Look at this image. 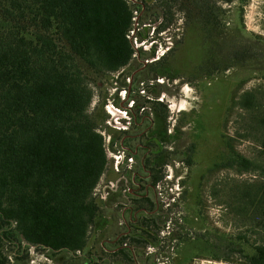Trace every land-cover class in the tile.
Wrapping results in <instances>:
<instances>
[{"label": "rangeland", "instance_id": "1", "mask_svg": "<svg viewBox=\"0 0 264 264\" xmlns=\"http://www.w3.org/2000/svg\"><path fill=\"white\" fill-rule=\"evenodd\" d=\"M139 8L129 64L96 73L79 60L93 92L88 112L109 157L95 194L100 215L85 250L16 252L7 244L0 264H79L90 252L106 256L101 244L110 247L108 239L129 227L127 237H148L134 247L140 264H249L244 255L264 244V226L249 204L264 180V0H150ZM246 92L253 93L251 108L241 105ZM137 147L135 160L146 158L161 175L144 200L111 185H130L127 148ZM237 155L252 168L242 169ZM119 198L139 209L137 219L128 210L122 216V204L111 207ZM111 262L125 264L121 255Z\"/></svg>", "mask_w": 264, "mask_h": 264}, {"label": "trees", "instance_id": "2", "mask_svg": "<svg viewBox=\"0 0 264 264\" xmlns=\"http://www.w3.org/2000/svg\"><path fill=\"white\" fill-rule=\"evenodd\" d=\"M138 6L130 0H0V250L7 244L16 252L85 250L100 215L95 194L109 157L88 112L93 92L79 60L96 73L129 64ZM209 10L204 20H212ZM241 105L253 107V93H244ZM235 160L242 169L253 166L242 155ZM249 204L264 226V180ZM128 238L115 253L101 244L106 256L90 252L79 264H110L120 255L125 264H140L133 250L148 237L122 242ZM244 256L264 264V244Z\"/></svg>", "mask_w": 264, "mask_h": 264}, {"label": "flooded vegetation", "instance_id": "3", "mask_svg": "<svg viewBox=\"0 0 264 264\" xmlns=\"http://www.w3.org/2000/svg\"><path fill=\"white\" fill-rule=\"evenodd\" d=\"M149 1L150 0H144V1L143 0H141V1L137 0L136 2H137V4H139L138 8L140 7L139 9L142 11L144 9V7H145V3L149 2ZM133 3H135V2H133ZM124 99H126V98H124ZM128 106L132 107L133 105L132 104L131 105L128 104ZM139 107L144 108L143 106H139L138 105V108ZM149 142H151V141H149ZM152 144H156V145L159 146V142L156 139V137L153 138ZM141 145L142 146L143 145L144 146H148L147 143L146 144H141ZM137 146L139 147L140 145H137ZM138 147L134 148V149H129V150L127 148L128 154H131V156L128 158L129 159L128 160L129 163H126V167L128 168L127 170H132L133 171V175L131 177L130 185H129L128 181H125V183L123 185L122 184L121 185L120 184L116 185L114 182H112L111 185H112V188H115V191L121 192L124 197L125 196H130V197H134L136 199L144 200L145 199V195L150 194L151 191H154V193H155V190H154V187H153L155 173H154V171H152V169H149L146 166V164H145L146 163L145 162L146 158L145 159H141L140 163H138L135 160L136 154L138 153ZM150 150L153 153H155V150H152V148ZM119 164H121V162H119ZM116 169L118 171H120V169L118 167H116ZM143 179L148 181L144 191L142 190V184H143L142 180ZM124 185L128 187V190H126V188L122 189V187ZM151 189H153V190H151ZM123 200H124L123 198H119V200H117L111 207L113 209H116L120 204H122V205H124V207L121 210V215L123 216L125 214V212L128 210L134 215L133 217H135V219H137V216L140 213L138 211L139 209H137V208L135 209L133 207V204L130 203V202H129V204H128V202H127V204L124 203ZM148 202H150V201H148ZM133 222H134V220H133ZM129 228H131V227H129ZM129 228L127 229V231L118 233L116 235V237L108 239L107 242L110 244V247L106 243H103V244H106V246H107L106 250L109 251L110 253H115L119 249H121L123 246H128V243L126 241L125 242H122V241H124V237H126L128 234H132L131 233L132 231ZM147 232H150V230L147 229ZM135 253H136L135 250H133L134 257L136 258L137 255ZM150 254H151L150 252H147V257H150L149 256ZM152 255L156 259L160 258V256H158L160 254L156 253V251Z\"/></svg>", "mask_w": 264, "mask_h": 264}]
</instances>
